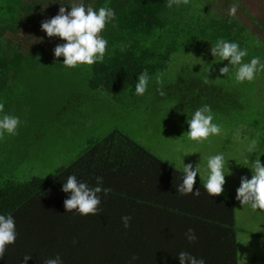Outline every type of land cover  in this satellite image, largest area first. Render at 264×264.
I'll return each mask as SVG.
<instances>
[{"label": "trees", "instance_id": "trees-1", "mask_svg": "<svg viewBox=\"0 0 264 264\" xmlns=\"http://www.w3.org/2000/svg\"><path fill=\"white\" fill-rule=\"evenodd\" d=\"M182 1L85 0L94 9L109 6L115 10V20L101 33L109 41L111 55L106 54L103 63L88 67L89 89L77 93L69 85L71 89L58 97L63 100L50 111L54 86L50 84L45 92L44 77L37 71L43 63L63 67L59 62L64 58L57 61L53 49L64 41L49 38L41 30V23L57 15L61 5L70 10L68 5L73 0H0V102L4 103L5 112L19 116L23 122L18 134L9 137L12 143L0 140V214L14 216L18 233L15 243L6 247L0 264H22L25 255H32L27 264H44L45 259L56 255L63 258L64 264H129L133 256L138 258L134 264H179L180 251L203 257L207 264H240L238 233H252L264 239V213H254L250 206L243 205L245 216L263 228L254 232L242 227L235 194L224 190L210 197L199 177L193 189L200 188L199 196L179 195L176 185L181 181L180 168L117 129L93 140L76 160L61 166L52 176L34 175L22 180L15 175L24 153H29L25 149L31 145H49L52 135L70 132L72 123L76 124L75 131L91 130V112L85 110L88 106H81L84 102L75 105L73 92L79 95L105 88L113 98L130 94L138 100L140 97L134 94L136 78L145 69L150 83L155 79L154 87L149 83L146 98L152 88L156 98L166 100L169 95L177 104L169 111L179 114L175 118L180 119L176 126L181 132L188 130L185 113L190 116L195 108L211 105L215 120L240 129L247 140L258 141L257 155H262L264 163V72L252 82L237 84L231 73L223 76L214 66L200 64L192 70L176 72L169 85L156 84V76L166 71L174 55L195 52L203 44L211 56V42L221 37L229 39L227 27L219 29L210 21L205 26L196 25L195 16L189 28L184 27L179 13ZM203 19L206 18L201 17L202 25L208 21ZM21 30L36 31L37 37L29 40L27 34L19 35ZM253 56L264 60L262 46L253 45L250 58ZM214 63L224 66L227 61ZM67 71L73 72L63 69L64 73ZM35 82V91L39 90L37 96L42 100L34 107L26 98L28 88L33 91ZM20 86L23 91L19 100L11 101L10 93ZM127 88L129 93H124ZM158 89L164 92L163 96ZM89 100L88 94L86 103ZM165 107L155 106L160 109L159 114L168 111ZM17 147L22 157L17 156ZM11 151L17 155L11 156ZM247 158L254 159L255 155L247 153ZM246 172L251 178L248 168ZM70 174L92 186L96 176L103 178V187L111 191L106 196L101 194L99 215L66 212L64 200L68 194L61 187ZM124 215L132 218L127 229L121 221ZM189 228L198 237L192 244L184 235Z\"/></svg>", "mask_w": 264, "mask_h": 264}, {"label": "clouds", "instance_id": "clouds-1", "mask_svg": "<svg viewBox=\"0 0 264 264\" xmlns=\"http://www.w3.org/2000/svg\"><path fill=\"white\" fill-rule=\"evenodd\" d=\"M68 8L70 10H66L65 6L61 5L57 15L41 23V30L49 38L58 37L64 41L53 49L54 57L57 61L63 57V61L59 63L67 69L81 66L90 68L97 63H103L106 54L111 55V53L108 48L109 41L101 33L108 24L115 20V10L109 6H101L97 10L91 4L85 3V0H73ZM235 13L236 8L229 10V16H234ZM262 44L264 42L256 41L257 46H262ZM124 50L125 46L122 45L121 51ZM209 52L216 63L227 61L219 72L223 76L231 73V78L237 84L252 82L258 73L264 72L262 57L253 56L245 62L244 58L249 56V49L241 47L240 43L235 40L217 38L214 43L211 42ZM150 79L147 69L137 76L134 91L136 96L142 97L148 92ZM156 84H163L162 75L156 76ZM159 91L163 96L164 92ZM185 114L188 130L183 135L187 142L200 145L209 141L211 137L221 134V125L214 122L215 116L211 105L203 104L195 108L190 116ZM22 123L19 116L5 112V105L0 102V140L17 135ZM257 149L258 141L252 139L246 150L251 156L255 155V158H246L243 161V166L251 172V178L241 177L240 186L236 190V199L242 205L250 206L254 213H264V211H258L264 210V163L260 159L262 155H257ZM183 157L182 155L179 169L181 181L176 185V193L181 196H199L200 188L193 190L197 175L203 180L202 186L210 197L218 196L224 191L225 178L231 173L230 170L226 172V158L222 152L207 156L203 168L200 162L195 167L191 163L185 164ZM61 191L68 194V198L64 200L66 212H74L80 216H95L101 212L99 207L102 202L101 194L106 196L111 190L103 187V178L100 176L95 177V185L92 186L88 181L78 179L76 174H70L62 182ZM131 219L130 215L121 217L125 229L130 227ZM17 235L14 216L0 214V260L4 258L6 247L15 243ZM184 235L190 244L198 240L195 231L191 228ZM177 255L179 264H207L205 258H198L188 251H180ZM30 259L32 255H25L22 264H27ZM137 259L133 256L129 264H134ZM44 264H64V260L60 255H56L54 258L45 259Z\"/></svg>", "mask_w": 264, "mask_h": 264}, {"label": "rangeland", "instance_id": "rangeland-1", "mask_svg": "<svg viewBox=\"0 0 264 264\" xmlns=\"http://www.w3.org/2000/svg\"><path fill=\"white\" fill-rule=\"evenodd\" d=\"M22 30L24 29L22 28ZM22 30L19 35L25 36L27 34L29 40L33 41L37 37L38 32L36 33V31L30 33L23 32ZM44 33L42 32V34ZM7 35L14 37L10 33H7ZM52 41L56 43L53 38ZM204 46L201 44L199 50L186 55H174L166 71L161 74L163 82L169 85L168 81H174L177 75L176 72L182 69L189 71L196 65H211L214 63L213 57L206 53L207 50L203 48ZM43 64L42 67H39V72L37 71V73L42 78L44 77L45 92H48L50 84L54 86L51 87L52 92H50L55 97L50 111L63 100L58 97L66 94L71 89H69V85L72 84V89L74 91L77 90V93L90 88L88 86L90 76L88 66H81L80 68L72 69L73 72L67 71L64 73L63 69H67L65 67H59L58 65L56 67H49L51 63ZM212 66L217 71L223 67L219 65ZM77 69L80 71L77 72ZM57 76H61V79H58ZM150 84L154 87L155 79ZM32 85L33 91H30L28 88L29 96L26 99H30L31 105L35 107L36 102L41 101L42 97L40 99L37 96L39 90L35 91L37 82L32 83ZM129 90L130 88H127L123 92L125 93ZM152 90L149 92L148 98L144 95L145 97L142 96L138 100H135L130 94H126L122 98H113L105 88L95 91L90 90V93L83 92L79 95L73 92L76 95L73 98L75 105L78 106L84 102L81 106H88V109L85 110L91 112V117L88 120L90 121L91 130L88 128L86 131L84 128L83 132H79V130L75 131L73 130V126L76 124L72 123L69 126L70 132L61 131L60 134L52 135L49 145L44 146L43 143L39 142L35 143L36 145H31L25 149V151L29 149V153H24L25 156H23V160L19 164L15 175H18L22 180H28L34 175L52 176L58 168L67 166L76 160L93 140H97L117 129L179 168L181 166L182 155L184 156L183 160L185 164L191 163L195 167L200 162L201 168H203L207 156L222 152L226 158V172L230 170L231 173L226 176V183L223 187L224 190L232 192L236 196V190L240 186L241 177H248L246 172L247 167L243 166V161L247 158L248 152L246 149L250 140L242 137L240 129H236L231 124H224L219 120H214L215 123L221 125L222 131L220 135L211 137L209 141L200 145L187 142L185 135H183L186 131L181 132L179 127L176 126V122L180 119L175 117L179 114L177 112L173 114L169 111V108L171 110L176 108L177 104L171 101L168 97L169 95L166 100L156 98L155 89L152 88ZM21 91H23V86L19 88L15 87L10 93L12 98L10 100L13 102L18 101L19 99L17 98H19ZM31 92L32 94H30ZM88 94L90 95V102L86 103ZM262 95L264 96V91ZM255 105L260 106L257 103ZM155 106H167L165 108L168 111H165L164 114H159L158 110L160 109L155 108ZM7 141L13 142L9 137L2 140L4 143H7ZM40 148L42 150L38 151ZM17 149L20 154L17 155L14 151H11V156L17 155L20 157L22 155L21 149L18 147ZM243 207L242 203L237 200V214L240 216L239 223L242 227L254 232L263 228L261 223L245 216L246 210ZM238 239L240 241V264H264V239L257 238L252 233L241 232L238 233Z\"/></svg>", "mask_w": 264, "mask_h": 264}, {"label": "crops", "instance_id": "crops-1", "mask_svg": "<svg viewBox=\"0 0 264 264\" xmlns=\"http://www.w3.org/2000/svg\"><path fill=\"white\" fill-rule=\"evenodd\" d=\"M232 8H236V13L229 16ZM179 13L186 28L192 24L193 16L196 25L205 26L210 21L219 29L227 27L229 40L239 42L241 47H248L249 56L244 58L245 62L251 59L256 41L264 42V0H183ZM201 17L206 18L203 20H208L207 23L203 22L205 24L202 25Z\"/></svg>", "mask_w": 264, "mask_h": 264}]
</instances>
